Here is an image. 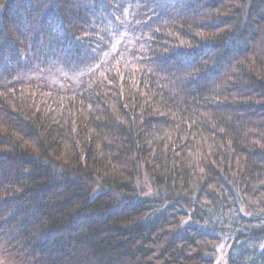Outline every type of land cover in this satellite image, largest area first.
<instances>
[{"label":"trees","instance_id":"obj_1","mask_svg":"<svg viewBox=\"0 0 264 264\" xmlns=\"http://www.w3.org/2000/svg\"><path fill=\"white\" fill-rule=\"evenodd\" d=\"M0 250L264 264V0H0Z\"/></svg>","mask_w":264,"mask_h":264},{"label":"rangeland","instance_id":"obj_2","mask_svg":"<svg viewBox=\"0 0 264 264\" xmlns=\"http://www.w3.org/2000/svg\"><path fill=\"white\" fill-rule=\"evenodd\" d=\"M62 80H64V82L67 81L66 76H64V78L63 77L59 78V80H57V82H59V84H64V82ZM0 264H16V263L13 260H11L10 258L4 256L2 251L0 250Z\"/></svg>","mask_w":264,"mask_h":264}]
</instances>
